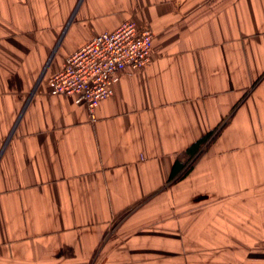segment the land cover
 <instances>
[{"label":"crops","instance_id":"0c3cea01","mask_svg":"<svg viewBox=\"0 0 264 264\" xmlns=\"http://www.w3.org/2000/svg\"><path fill=\"white\" fill-rule=\"evenodd\" d=\"M127 21L145 69L50 95ZM0 264H264V0H0Z\"/></svg>","mask_w":264,"mask_h":264},{"label":"built area","instance_id":"2783aa9c","mask_svg":"<svg viewBox=\"0 0 264 264\" xmlns=\"http://www.w3.org/2000/svg\"><path fill=\"white\" fill-rule=\"evenodd\" d=\"M154 36L151 28L139 27L134 21L96 35L50 76V95L71 96L76 104L93 112L115 93L113 86L122 70H143L149 65Z\"/></svg>","mask_w":264,"mask_h":264},{"label":"trees","instance_id":"16d2710c","mask_svg":"<svg viewBox=\"0 0 264 264\" xmlns=\"http://www.w3.org/2000/svg\"><path fill=\"white\" fill-rule=\"evenodd\" d=\"M213 134H214V136H213ZM215 135H216L215 133H211L207 137H204L202 140H200L199 142H197V144H194L190 148H188V150L186 152L187 153V156H188L187 161H185L183 163H180L178 161L176 163V165H175V169L174 170L176 171L178 169V172H177L178 176L184 175L187 172V170L190 169V167L192 166L191 165L192 160L196 156L199 157V155L204 151L205 147H204V149H202L203 145L206 144V143L208 144L211 140H213L214 138L212 139L211 137L212 136L215 137Z\"/></svg>","mask_w":264,"mask_h":264}]
</instances>
